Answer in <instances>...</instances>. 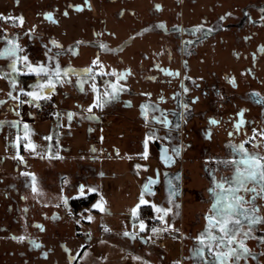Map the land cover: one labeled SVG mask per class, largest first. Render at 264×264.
<instances>
[{"label":"rangeland","instance_id":"rangeland-1","mask_svg":"<svg viewBox=\"0 0 264 264\" xmlns=\"http://www.w3.org/2000/svg\"><path fill=\"white\" fill-rule=\"evenodd\" d=\"M49 12L51 20L44 15ZM0 14L23 16V25L0 17V37H19L23 54L34 64L54 67L59 62L80 70L99 57L93 75L101 92L105 81L116 80L113 69L128 70L117 98L89 114L92 82L81 90L76 72L57 84L40 107L11 99L10 61L0 57V100L5 101L0 105L5 122L0 124V264H201L193 255L195 237L207 224L214 178H230L231 161L240 156L232 147L244 140L232 127L238 113L246 116L249 128L264 131V0H0ZM197 25H202L199 31ZM4 43L0 39V48ZM100 68L108 75H99ZM12 75L20 81L18 88L36 81L34 74ZM18 88L13 95L28 99ZM69 112L74 113L71 121ZM163 116L171 122L167 130L152 122ZM25 123L39 156L23 148ZM146 135L151 137L149 155L143 159L139 154ZM250 136L244 146L264 156ZM150 140L167 145L177 160L172 168L159 165ZM17 151L24 162L14 158ZM137 164L146 167L137 169ZM27 172L35 174L42 196L32 192L31 177L23 175ZM155 172L158 185L145 198L173 209L165 219L175 231L153 234L147 227L140 232L130 214ZM81 184L103 194L106 213L91 209L97 193L77 196ZM61 195L69 198L68 207ZM77 199L78 209L70 206ZM255 204L257 215L264 217V198L257 196ZM89 214L91 221L84 218ZM157 215L150 205L141 206L147 225ZM124 231L137 235L124 236ZM19 236L26 239L13 238ZM262 237L264 221L252 226L245 241L252 255L239 264H264Z\"/></svg>","mask_w":264,"mask_h":264},{"label":"snow or ice","instance_id":"snow-or-ice-1","mask_svg":"<svg viewBox=\"0 0 264 264\" xmlns=\"http://www.w3.org/2000/svg\"><path fill=\"white\" fill-rule=\"evenodd\" d=\"M90 6V5H89ZM77 10H79L80 6H75ZM157 8L160 6L157 5ZM67 15V12L64 13ZM47 19H52V14L45 13L44 14ZM0 17L6 20H12L16 22L17 19L21 25H23L24 18L20 16L16 17H3V14H0ZM220 19H224V17H220ZM264 21V17L261 18ZM163 27V25H160ZM202 25H197L195 27L196 31L201 29ZM30 31H34L31 29ZM5 41L4 46L0 48V57H4L10 61L8 65L10 72L7 74L9 83L12 91L7 93L8 97L13 100L19 101L20 103L25 104H34L36 107H40V101L49 99L51 94L55 91L57 84H62L65 82V78L69 77L70 73L76 72L81 78L76 81L79 85H81V90H83V85L88 81H91V89L95 94L92 104L88 106V113H92L93 107L103 108L104 105L111 100L117 98L118 93L123 89V85L119 84L121 78H126V73L128 70H125L124 73H118L115 69L112 70V75L116 77L115 81H105L104 91L101 92L96 83V75L93 73L97 72V69L94 66L100 64L99 57H96L92 60L90 67H86L84 69L76 70L69 67H62L59 62L55 64L54 67L49 65L34 64L29 60V57L26 54H23L24 49L23 46L19 43V37H13L9 39L7 36L0 37ZM53 44L56 42L53 41ZM79 43V42H77ZM57 47H60L57 45ZM100 47L106 48V45L101 44ZM112 51H115L114 49ZM260 51H264V46H261ZM51 59V57H49ZM168 75H179V73L171 72L168 69H162ZM12 73H24V74H34L36 76L35 83L31 84L28 89L24 87H19L20 81L16 79ZM99 75H108V73L104 72L102 68L99 69ZM86 77V79H85ZM235 85V80L231 81ZM23 96L28 99L21 100L20 96L13 95V91L17 90ZM187 92V89H184ZM145 95H150L146 93ZM258 95V94H257ZM5 101L0 100V105L4 104ZM142 109L146 106L142 105ZM187 105H185V108ZM19 114V113H17ZM74 113H67V118L69 121L72 120ZM240 119L236 121L235 128L238 130L241 125L245 123L243 118V112L238 113ZM88 118L98 119V117L89 115ZM153 119H159L157 117H153ZM161 123L167 125L169 121L167 117H164L160 120ZM5 123L4 121H0V124ZM14 125L18 124L19 121H13ZM212 123H219L218 121L213 120ZM178 127V126H177ZM30 127L27 123L24 124V139L25 143L23 144V148L25 150L30 151L31 153L39 156L40 152L37 151L38 146L32 142L30 139ZM256 132V130H253ZM232 133H230L231 135ZM155 135L154 133L152 134ZM261 136H264V131L260 132ZM151 137L146 135L144 141V151L139 155L143 159H147L149 155L148 151V140ZM21 137L19 134L16 137L17 144L19 145ZM46 139H51V137H47ZM49 149L51 145L48 146ZM233 150L238 151L240 156L238 159H233L231 164L234 167V171L230 178H223L222 180H213L215 187L210 188L214 194L213 203L209 209V213L206 215L205 219L207 224L204 230L195 237L198 242L197 246L193 249V255L200 257L201 264H239L241 259H245L247 256L252 255L250 249L247 247L245 241L252 233V226L254 224L260 223L264 221V217L257 215L258 207L255 204V199L257 196L264 198V156H261L259 153H250L248 149L244 147L243 143L233 145ZM176 154L179 152L176 150ZM21 162H24V157L20 155V152L17 151L16 157ZM161 158L164 159L165 163H170L171 158L164 155L162 152ZM137 169L142 166L137 164L135 166ZM25 176L31 177V189L35 196H42V190L37 186V179L34 173L27 172L23 173ZM103 175V173H101ZM155 183V180L149 178V180L143 185V188L139 194V202L130 209V214L133 219L138 221L139 231L143 232L147 229L148 225L146 224L144 219L140 218V210L142 205H150L151 209L157 213L158 215L153 217V219L158 220L161 224L165 225L163 228L153 226L151 228V232L153 234H159L161 232L168 231L172 229L175 231L173 225L169 224L165 217L168 213L173 212L172 208L160 207L157 204L149 201L145 198V193H152V187ZM251 184L252 187L249 188L248 185ZM219 189V191H218ZM244 193H253L254 195L250 198H246ZM89 193H97L99 195V199H97L92 205L91 209H97L101 213H106L108 209L106 208L107 201L105 200L102 193H98V189L96 187L86 186L81 184L79 186V192L77 193L78 197H85ZM60 199L62 200L65 207H68L69 198L67 196L61 195ZM171 203V201H170ZM176 208H179V205H176ZM90 213L91 210L86 209ZM69 212L71 213V209L69 208ZM173 215H178V213H173ZM85 219L91 221L94 217L89 214ZM76 223L79 224L80 221L76 220ZM247 225V227H245ZM37 227L43 228L42 225H37ZM135 227V225H134ZM105 230H109L107 226H105ZM124 236H131L135 238L137 233L135 231L129 232L124 231ZM14 239H18L23 241L26 239L25 236L13 237ZM151 239V237H149ZM264 240V237L261 238ZM154 242V241H153ZM39 247L40 245H35ZM206 253H211V259L208 258ZM46 256L47 253H44ZM134 259H141L140 257H133ZM145 264H148L145 261ZM179 264V261L176 262Z\"/></svg>","mask_w":264,"mask_h":264},{"label":"flooded vegetation","instance_id":"flooded-vegetation-1","mask_svg":"<svg viewBox=\"0 0 264 264\" xmlns=\"http://www.w3.org/2000/svg\"><path fill=\"white\" fill-rule=\"evenodd\" d=\"M246 113V115H249V114H247V112H245ZM244 115V114H243ZM237 116V115H236ZM165 116H163L162 117V119L164 118ZM244 117H246L245 115H244ZM250 118H251V116H250ZM167 120L169 121V123L167 124V125H165V124H163V123H161L160 121H158V120H156V119H153L152 120V122L155 124V125H162V127L165 129V130H167L170 126H171V122H170V120L167 118ZM244 120H245V123L243 124V125H241V127L237 130L236 128H235V126H232L233 127V130L235 131V135L237 134V135H239V137L243 140V144L244 143H246L247 142V139L249 138V134H251V136H250V138L251 139H253V140H255V141H257V145H259V148H261L262 149V151L264 150V144L262 145V143H264V140H263V136H261L260 135V132H262V129L261 130H259V129H257L258 128V126L257 127H252V128H249V125L247 124V119L246 118H244ZM229 127H231L230 125H229ZM262 128V127H261ZM256 130V132H254V131H252V130ZM239 131V132H238ZM244 132V133H243ZM253 132H254V135H253ZM244 134V135H243ZM241 140V141H242ZM151 141V140H150ZM150 141H149V144H150ZM158 142V141H157ZM159 143V142H158ZM160 144H162V143H160ZM151 145V144H150ZM163 145H165V144H163ZM152 146V145H151ZM166 147H167V145H165ZM246 149H247V146H244ZM168 148V147H167ZM168 151H169V148H168ZM157 153V152H156ZM170 154H171V152H169ZM173 155V154H172ZM175 158V157H174ZM175 160H176V158H175ZM177 161V160H176ZM159 163V162H158ZM175 164H176V162H175ZM160 165V164H159ZM161 166V165H160ZM162 167V166H161ZM163 168V167H162ZM164 169V168H163ZM165 170V169H164ZM168 170V169H167ZM154 178V177H153ZM70 206H71V204H70Z\"/></svg>","mask_w":264,"mask_h":264},{"label":"water","instance_id":"water-1","mask_svg":"<svg viewBox=\"0 0 264 264\" xmlns=\"http://www.w3.org/2000/svg\"><path fill=\"white\" fill-rule=\"evenodd\" d=\"M150 144L156 150V152H157V160H158L159 164L165 170L170 169V168H172L175 165L176 160H175L174 156L169 153L168 148L165 145L160 144V143H158L155 140H151L150 141ZM162 152L164 153V155H166L167 157H170L171 158V162L170 163H165L164 159L161 158ZM152 179L155 180V183L153 185H151V187H152V193H150V194H153L155 192V189H156V187L158 185V173L157 172H155L154 178H152ZM148 180H149V178L147 179V181ZM142 243L143 244H146V241L145 240H142Z\"/></svg>","mask_w":264,"mask_h":264},{"label":"built area","instance_id":"built-area-1","mask_svg":"<svg viewBox=\"0 0 264 264\" xmlns=\"http://www.w3.org/2000/svg\"><path fill=\"white\" fill-rule=\"evenodd\" d=\"M49 113L52 111L51 108L47 107L46 109ZM45 117H48V114L45 115ZM155 226V227H161V223L156 220V219H153V218H150L149 219V223H148V228H149V231H151V228ZM158 246L159 247H163L164 246V243L161 241V240H158Z\"/></svg>","mask_w":264,"mask_h":264},{"label":"trees","instance_id":"trees-1","mask_svg":"<svg viewBox=\"0 0 264 264\" xmlns=\"http://www.w3.org/2000/svg\"><path fill=\"white\" fill-rule=\"evenodd\" d=\"M91 198L94 197V195L90 196ZM90 201V200H89ZM71 206H74L76 209H78L79 206H81V203H80V200L77 199V200H73L72 203H71ZM83 206V205H82ZM75 209V210H76Z\"/></svg>","mask_w":264,"mask_h":264}]
</instances>
